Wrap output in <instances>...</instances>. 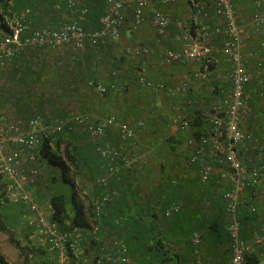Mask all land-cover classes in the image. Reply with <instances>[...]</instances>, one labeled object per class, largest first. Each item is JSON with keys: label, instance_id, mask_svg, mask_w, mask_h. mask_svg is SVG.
Returning <instances> with one entry per match:
<instances>
[{"label": "built area", "instance_id": "2783aa9c", "mask_svg": "<svg viewBox=\"0 0 264 264\" xmlns=\"http://www.w3.org/2000/svg\"><path fill=\"white\" fill-rule=\"evenodd\" d=\"M89 1L55 0V9L64 8L74 16L71 21L63 23L57 29L33 26L29 20V9L12 12L11 16L3 14L4 25L0 26V68L11 62L18 52L26 49L70 48L81 51L86 45L96 47L109 40H117L126 22L127 13L130 14L129 27L132 32L139 33L148 24L154 30L157 41L164 38L170 31L169 28L174 26L177 32L175 40L182 44L176 49L164 48V52L159 49L156 55L171 64L197 63L198 67L190 74L192 81L209 79L215 70L211 69L213 64L222 62L225 64L222 73L225 85L209 97L204 125L198 136L191 126V118L181 113L173 117L170 127L186 134L187 162L189 166L196 168L199 182L213 183L221 192L224 211L228 217L225 227L230 243L228 264H253L250 261L252 257L263 259L264 219L245 236L241 212L257 214V199L264 200V160L254 162L248 155L256 139L252 132L243 131L240 123L243 116L252 113L245 92L253 80L257 79L260 96L264 100V62L258 58L264 54V0H250L252 9L247 21L249 25L241 22L235 6L236 0H214L211 8L209 1L186 0L188 21L174 19L154 7L151 0H104L99 27L88 31L83 27L88 9L84 6L77 11L75 9L79 2ZM159 1L168 7L178 4L179 0ZM147 12L150 13L148 21ZM192 28L195 35L191 33ZM250 34L258 37V43L254 47L251 45ZM124 53L129 59H143L149 55L150 49L144 45L137 48L126 46ZM250 62L254 63V74ZM100 63L101 56L97 55L91 67L96 69ZM140 70L138 83L142 88L164 92L173 99L188 96L187 81L174 85L154 81L148 76L144 61ZM108 77L110 80L116 79L118 71L110 69ZM86 86L101 96L108 87L115 88L95 79L87 80ZM193 103L188 100L189 106L192 107ZM71 119L83 125L92 140L102 139L108 128L115 127L121 143L118 147L106 143L97 148L102 159L101 169L105 175L95 180L101 190L91 199L93 219L89 229H61L45 213L46 205L39 203L35 196L38 179L36 176L39 172L36 162L41 139L60 132L65 125L62 120L49 124L37 115L29 118L25 126H21L0 112V176L5 182V192L10 200L21 201L29 207L30 216L27 222L34 229V245L45 249L46 258L51 264H139L133 260L122 236L103 242L101 233L104 230L106 207L114 199L108 178L120 170L141 172L147 166L150 155L146 148L144 152L132 150L138 140L135 128L113 116L98 122H89V116L85 114H73ZM137 126L144 127V123L139 121ZM138 142L142 143L141 140ZM123 144L127 145L126 149ZM180 211V204L173 202L166 207L164 216L168 217ZM122 220V217L115 218L114 222L121 225ZM88 237L94 242L91 244L89 241L91 248L88 247ZM201 242V233L196 230L191 239L195 254L198 253ZM5 264L11 263L5 260Z\"/></svg>", "mask_w": 264, "mask_h": 264}, {"label": "crops", "instance_id": "0c3cea01", "mask_svg": "<svg viewBox=\"0 0 264 264\" xmlns=\"http://www.w3.org/2000/svg\"><path fill=\"white\" fill-rule=\"evenodd\" d=\"M151 1L153 6L156 8H157L156 4L163 6L159 0H151ZM208 1H209L208 5L211 8L214 4L213 3L214 0L213 1L208 0ZM248 1L250 4L248 3ZM248 1H246L245 3H242L241 1L240 2L236 1L235 3L236 9L240 16V20L245 24H248L247 23L248 17L252 9L251 8L252 3L250 0ZM88 3L89 2L87 3L79 2L78 3L79 5H77V8L75 10L77 11V9L81 8V6H84L88 9ZM177 3L178 4L182 3L183 5L186 6V0H179ZM44 7L45 9L43 8V10L38 12L39 14L45 17L44 18L45 21L43 22L44 25L38 26V24L35 23L37 20L33 21L35 23L34 25L37 27H46L51 29L55 27L59 28L63 23H67L71 21L74 17L73 15L67 13L64 8H62V10H57L53 6V9L50 8L49 10L47 5H45ZM103 9H104V0H103ZM103 9H102V14H103ZM44 12H46V14ZM149 12H147L146 15L147 21L150 18ZM36 17L37 19H40V16H36ZM129 17L130 14L127 13L126 22L122 28L121 35L117 40H109L108 42L100 46H96L98 48L102 47L101 50L95 49V47L89 45L88 47L86 46L81 51H76L78 52L77 55L79 56L78 61L80 62L82 67L84 65V70L86 64L85 62L88 61V70H86V72L82 74V77H84L85 82L86 79L89 80V78H92L95 79L96 81H102L106 85L115 87L114 89L110 87L111 88L110 93L112 97L108 100L109 101L111 100L112 102L118 104L116 105V109L120 108L119 109L120 111L114 110L117 111L116 113L118 114L120 113L126 119L128 118L131 120L132 119L135 120L137 118H140V116L146 117V113H147L146 106L149 109H151V106H153L156 115L155 114L152 115L153 120L150 123H148V125H146V128H148L150 131L155 129H160L159 132L161 134V137L152 136L151 139H148L147 137L145 136L141 137L140 135V139L142 142L140 146L144 148L146 144L145 148L150 149V159L152 161L150 162L152 164V169L149 170L151 166L149 167L148 165L144 170H142L139 173L123 174V176L126 177L125 181L122 183V185L119 184L120 186L118 187L120 188L119 191L120 193H122V195L121 196L117 195V193L119 194V192H115L114 190V199L112 203L113 202L115 203V201L117 202L118 200L122 199L125 196L124 200L127 201V206L129 207L131 212L135 207V205L143 206L145 209L146 208L154 209L156 207L157 208L161 207L162 204L160 206L159 203H163V202H165L166 204L170 202L169 205L176 201L181 203L182 214H180L177 218L171 219V221H168L167 219L166 221L163 220L164 223L166 222L165 224L162 222V220L159 219V217L155 219L157 225L158 223H162V229H164L166 233L175 236L173 252H174V256L177 257V263L178 264H228L230 260V243L228 242L229 237L225 230V227L228 222V217L224 211V201L221 197V192L218 190V188H216V186L213 183L201 184L199 182L198 174L195 172L196 168L194 166H189L187 164V156L185 149L186 134H184V132H182L179 129L178 130L171 129L170 125L166 127V124H163V121L161 122L162 116L167 119L168 114L166 108L169 107L170 109L175 111L176 109L182 111L181 113L186 117L192 116L191 108L188 107L186 104L187 98L190 97L195 101L199 100V102H203L204 100L206 101L209 99V97H211L214 94L213 90L215 89L216 85H214L212 78L203 81H192L190 79V74L192 70L198 67L197 63L187 62L183 65H175V64H165L164 62L159 61L155 55L156 49H158L159 47H164V48L172 47L176 49L180 47L182 43L175 40V36L172 34L171 31H169L164 38L157 41V38H155L154 30L150 28L149 25H145L144 28H142V30L139 33L132 32V30H130L129 27V23H130ZM96 26L97 25H94L93 27ZM98 27H99V20H98ZM95 29H91L89 27V31ZM141 45L147 46L150 49L149 55L145 56L143 59L133 60L127 57L125 58L124 54L121 52V50L124 49V47L126 46L137 48ZM251 45H252V41H251ZM252 47L254 46L252 45ZM41 49H43V51L40 52V49L36 48L35 51L37 52H34L36 56L39 53L40 58L38 60L41 61V64L37 69L38 74H33V75L30 74L29 76H27L26 85H22L21 73L20 72L16 73L18 70L15 67L18 66V63L20 67L21 64H23L24 62L27 65L26 61L24 62L19 61L17 60V58L18 56H21V54L26 55L31 50L26 49L25 51L18 52L14 57V58L17 57L15 60H13L14 59L13 58L11 62L7 63L4 67L0 68V85L2 89V93H0V112H4L7 116L9 115L10 117L9 119H12L21 126L26 125L29 117V114H27L26 111L27 102L25 101V98L27 94L26 89L32 90V86L36 85L35 84L36 81L34 82L33 77H35V79L37 78L38 80V77L42 79V78H48V76H53L52 79L53 81L56 82L60 78V75H58L59 71H57L58 69L56 68L64 60L62 59V61H60L61 59L60 53L57 52H61L63 50H65L63 52H67V53L69 51L70 52L74 51L70 48H65L62 50H49L48 48H41ZM97 55L101 56V63L96 69H93L91 66L95 56ZM73 56H75V54H73ZM143 61L146 63V66L148 65V67L150 68L148 69L150 71L149 77L151 78L162 80L168 85H174L182 81H187L189 85L188 96L186 97L178 96L175 102L170 97L169 98L170 101H168L167 99H165V96L163 94H160V96L153 98L152 94H147L148 92H145L142 89L136 87L135 84H133V82L136 79L137 70L140 68ZM67 62H68V66L70 67L66 69V72L69 73L72 71L71 73H73L74 67L72 66H75V64L77 63L76 60H74L73 57H70L69 60L68 57ZM116 62L119 68V75L116 79L110 80L108 77V73L109 70L114 66L113 64ZM10 65L13 66L10 67ZM82 77H80V79H82ZM218 77L219 75H217L215 79ZM43 81H45V79H43ZM253 82L254 81H252L249 84V86L246 88L245 94L247 95L249 104L252 106L255 114L253 116H249V118H246L248 116L247 115L244 118V120H241L240 127L243 131L252 132L256 139V141L252 144V147L250 148L248 154L255 162V161L264 160V101L261 100L260 89H259L260 86H258L257 84L255 87L253 85ZM72 83L73 82H71L70 84ZM78 84L79 82L77 83V85ZM132 84L133 87H131ZM74 85L75 83L72 84L71 87L68 88V90H65L63 92H61L59 89L54 88L52 94L53 93L55 95L59 94L60 96L62 94L61 97H58L59 102L63 101L65 103H68L72 108L73 107L75 108L77 104L80 105L81 100L85 101L83 109L85 112H88L87 109H89V94H90V91L87 90L88 87L85 84L86 88H81L79 90L73 91L74 88L72 87H74ZM252 91H254V94L252 93ZM251 93L254 96H251L250 95ZM146 95H148L147 98L145 97ZM13 97L14 99H12ZM15 98H18L19 100L17 101ZM21 98H23V102H21L22 101ZM57 107L58 105L53 108H57ZM80 108H82V106H80ZM48 109L49 108H47V110ZM90 111L91 113H93L94 108L91 107ZM52 112L53 111L46 112L47 116L48 117L52 116ZM169 133H171L170 136ZM177 133L181 134L179 138L178 136H176ZM172 135L173 137L176 136L175 138L177 139V143H175V145H172V147L174 148L173 151L169 150L168 147L164 145L162 142L163 139L169 138ZM117 136L114 133L113 135L107 133L105 135V137L110 138L109 140L113 143H117V139H118ZM154 138L156 139L154 140ZM152 139H153V143H150L152 145V147L150 148L146 142L148 141L152 142L151 141ZM180 142L182 143V145L178 146L177 144H180ZM118 144H120V142H118ZM123 146L124 149L127 148L126 144H123ZM161 160H163L164 163L168 162V164L174 163L177 165H187L189 167L191 176L188 177L186 174L182 173L184 171L182 169L183 166H177L171 169L170 168L167 169L164 166V169L162 171H156L157 165ZM183 160L185 161L184 164H182ZM169 178H171V180L172 179L176 180V183H174L175 185L172 184L168 185V181H170ZM94 191H95L94 188H92V185H90L89 182V195L90 196L93 195ZM152 194L156 197L158 196L159 198L151 203L153 199L150 200L148 197L151 198ZM147 199H149V201L143 203V201L145 202ZM147 203L150 205H145ZM257 203L259 206L258 213L252 214L253 216H251V220H249L246 223V225H244L245 230H243L242 228L243 234L245 236L249 233V231L252 228L258 225L264 219V200L258 198ZM128 214L130 215L131 213L128 212ZM125 215L124 218L126 217L127 219V216ZM115 218L113 220H115ZM136 218H137V214H136ZM142 222L143 224L147 225L149 229L150 226L154 224L153 221H150L148 219L142 220ZM158 227H160V225ZM193 227H195L196 230L200 231L201 233L202 242L201 245L198 246L197 254H195L194 251H192L191 249V244H192L191 239L194 232H191L192 233L191 237L188 236V234L190 233ZM183 229H186L187 231L186 235L179 234V232H182ZM143 235L146 234H143L140 231V228L139 229L134 228V234L132 232L131 234L126 233V235H122L120 231H117L113 226L110 225L109 227H104V230L101 233L102 236L101 240L103 242H109L115 236H122L124 239L132 237L134 240V246H132V248L130 247V252H133L134 249H136L135 256L141 258V255L142 257L145 256L143 251L146 249V247L142 246L141 243L144 242L143 239L145 238L147 239L148 237V236L144 237ZM89 247L91 248L90 244ZM258 260L260 262L261 258H259Z\"/></svg>", "mask_w": 264, "mask_h": 264}, {"label": "trees", "instance_id": "16d2710c", "mask_svg": "<svg viewBox=\"0 0 264 264\" xmlns=\"http://www.w3.org/2000/svg\"><path fill=\"white\" fill-rule=\"evenodd\" d=\"M55 3V0H0V26L4 25L3 22V14L11 16L12 12H20L21 10L29 9L30 15H29V20L34 26V22L36 21L37 18L36 16L38 15V12L45 9V5L51 9H53V5ZM102 9H103V0H90L88 3V13L86 15V21L83 25V27L89 31V27L91 29H95L98 27V20L100 16L102 15ZM175 19V18H174ZM36 23V22H35ZM94 23V24H93ZM94 25H97L96 27H93ZM58 27H55L53 29H56ZM170 31L172 34L175 36L177 34L176 28L174 26H171ZM192 35H195V31L192 28L191 30ZM88 47V45H86ZM125 48V47H124ZM36 48L33 49H28L31 50L29 53L26 55L21 54V56H18L17 60L19 61H26L27 65L25 62L21 64V67L18 66L15 67L17 68L16 73H21L22 76V85H26L27 83V76L30 74H38L37 69L39 68L41 61L38 59L39 53L36 56L34 52ZM40 49V52L43 51V49ZM95 49L101 50L102 47L98 48L95 47ZM162 50L164 52L165 49H175L172 47L165 48L164 47H159L156 49V52ZM34 50V51H33ZM65 51V50H63ZM57 52L60 53V61L63 60L62 63L59 64V66L56 68L58 69V75H60V78L55 82L53 81L52 77L53 76H48V78H42L38 77L35 79L34 82L36 85L32 86V90H27L26 98L25 101L26 103V111L27 114H29V118L32 116H37L39 115L40 117L43 118L45 122L53 123L55 120H62L65 122V125H63V129L60 132L54 133V134H49L46 137H43L41 139V144H40V150H39V155L37 156V162L36 166L39 168V173L41 174V169H44V174L48 175L49 179H47L46 176L43 178V185H44V190L38 189L39 186L42 185V180L41 178L38 177L35 187L37 191L35 192L36 199L38 200L39 203L46 205L45 206V213L47 216L54 222L58 223L60 225L61 229H67L70 227H80L85 229H89L91 225V221L93 219V211H92V202L91 199H93L96 195L99 194L100 192V187L97 185L98 183L95 182V180L102 175H105L101 169L102 165V159L100 158L99 151L97 150L98 147H102L104 144L108 143L109 145L113 147H118L120 144V138L118 134V131L116 130L117 128L115 127H110L107 129L106 133L113 135L116 134L118 137L117 143L111 142L107 137H103L102 139L100 138L99 140H92L89 137V134L85 131L83 125H79V123L75 122L72 120V115L73 114H85L89 116V122H98L103 118L113 116L115 117L116 120H119L124 123L130 124L132 127L135 128V132L137 134V141L133 145L132 150L134 151H145L146 144L144 148L140 146V142H138L141 137H147L148 139H151L152 136L154 137H161L160 129H155L150 131L148 128H146V125L150 123L152 119V115L155 114V109L153 106H151V109H149L146 106V117L140 116V118H137L135 120L131 119H126L124 118L120 113H116L117 111H120L118 108L116 109L117 103L112 102L111 100L109 101L111 96V88L108 87L107 91L104 95H99L96 94L92 88H87L90 93H94L96 101H94L97 105H95L94 112L91 113L90 107H89V113L85 112L83 108L77 109L72 108L68 103L65 102H59L58 97H61L59 94L55 95L54 93L52 94L53 89H59L61 92L68 90L69 87H71L72 84L75 83L74 90H79L81 88H86L84 77H82V74L88 70V61L85 63V70H84V65L83 67L81 66L80 62L78 61V55L76 51L72 52ZM87 52V50H86ZM121 52L124 54V57L126 58L127 56L124 53V49L121 50ZM155 52V55H156ZM71 54V56H70ZM75 54V56H73ZM68 57L70 60V57H73L74 60H76V64L74 67V72H66V69H68ZM14 58L13 60H15ZM122 58V57H121ZM156 58L162 61L160 56L156 55ZM38 60V61H37ZM165 64H171V63H166ZM114 65V66H113ZM111 69H116L118 71L119 75V68L117 65V62L114 63ZM175 65H180V64H175ZM183 65V64H182ZM13 65H10L12 67ZM214 64L211 69H213ZM147 65V73L149 76V69ZM140 68L137 70L136 73V79L133 82L136 87L139 89H142L145 92H148L147 94H152L153 98L160 96V94H163L165 96V99L170 101V97L165 94L164 92H154L150 91L148 89L142 88L141 85L138 83V78L140 77ZM90 71V70H89ZM82 77V79H80ZM45 79V81H43ZM92 78H89V80ZM51 80V81H50ZM154 81L158 82H163L162 80H158L156 78H153ZM53 81V82H52ZM73 82L72 84H70ZM79 84L77 85V83ZM166 84L165 82H163ZM133 84L131 87H133ZM31 87V86H30ZM28 88V87H27ZM31 89V88H30ZM92 91V92H91ZM0 93H2V89L0 90ZM110 93V94H109ZM109 94V95H108ZM56 96V97H55ZM146 98L148 95L145 96ZM145 98V99H146ZM14 99V97L12 98ZM17 101L19 100L18 98H15ZM63 99V97H62ZM61 99V100H62ZM176 101V99L171 98ZM21 102H23V98H21ZM188 100H191L193 103L192 107L189 106ZM59 104H58V103ZM98 102V103H97ZM187 106L191 108L192 111V116H190L191 119V126L194 128L196 131V136L199 135L200 129L203 128L204 125V118H205V111L207 107V103L204 102H199V100L195 101L192 98H187L186 102ZM58 105V108H55L56 112H52V116L48 117L46 112H49V110L55 106ZM167 105V104H165ZM47 108H49L47 110ZM115 108V109H114ZM173 108V107H172ZM54 109V108H53ZM167 109V119L162 116L161 122L163 121V124H166V127H168L171 124V121L173 117H175L176 114H180L182 111L180 110H172L169 108ZM47 110V111H46ZM75 110V111H74ZM117 110V111H114ZM52 111V110H51ZM50 111V112H51ZM84 111V112H83ZM157 111V110H156ZM4 115H6L4 112H1ZM182 114V113H181ZM156 115V114H155ZM7 116V115H6ZM8 118L9 115L7 116ZM142 117V118H141ZM157 117V116H155ZM189 117V116H187ZM124 118V119H123ZM13 121L12 119H10ZM145 120V121H144ZM67 121H70L67 124ZM142 121L144 123V127H138L137 122ZM15 122V121H13ZM69 127H71L69 129ZM180 133V132H179ZM177 133L176 136L178 138L180 137L181 134ZM84 135L88 139V146L89 148H83V146H80L78 142V138L80 136ZM106 135V134H105ZM171 134H169L170 136ZM175 136V137H176ZM173 137V135L169 138H165L162 140L163 144L168 147L169 150L173 151L174 148L172 145H175L177 143V139ZM156 138H154L155 140ZM152 142H146L147 145L151 148L152 145L150 143H153V139L151 140ZM178 146L182 145L177 144ZM177 147V146H174ZM147 151L150 155V149L146 148ZM151 159L149 157V161L147 166H151L149 170L152 169V164H151ZM185 163V161L183 160ZM165 164V165H164ZM168 162L164 163L163 160L159 161L157 165V170L156 171H162L164 169V166ZM188 164V162H187ZM156 165V164H155ZM28 166V165H27ZM146 166V167H147ZM41 167V169H40ZM43 167V168H42ZM145 167V168H146ZM144 168V169H145ZM71 169H74V171L71 174ZM143 169V170H144ZM93 170V171H91ZM57 174V176L55 174ZM88 172L89 176V182L90 185H92V188H94L93 195H89V192L85 195V198L89 200V205L88 209L84 206L83 200H81L79 194H78V187L83 186V180L82 178L77 180V176H83V174ZM125 173H138V172H130L126 170H120L117 174H115L113 177L108 178V183H109V188L113 192L114 195V190L117 193V195H122L120 193V188H118L122 183L125 181V176L123 174ZM74 174V177L72 176ZM162 174V173H161ZM86 175V174H85ZM40 179V180H39ZM170 181H168V185L172 184L173 181H176L175 179L169 178ZM39 180V182H38ZM51 183L55 184V187H52L50 185ZM79 184V185H78ZM120 184V185H119ZM44 192V193H42ZM92 194V193H91ZM46 198V199H44ZM125 196L118 200L115 203H111L106 207V216L103 218V225L104 227H109L110 225L113 226L117 231H120L122 235H126V233L131 234L133 232L134 234V228H140V231L143 234L144 237H147V239H143L144 242L141 243L142 246L146 247V249L143 251L144 252V257L138 258L136 255V249H134L133 252L131 253V256L136 259L134 261L138 262L139 264H178L177 263V257L174 256V240L175 236L170 235L169 233H166L164 229H162V223H156V218L159 217L160 220L164 223L166 219L168 221H171V219L177 218L182 212L178 213H173L172 215L165 217L164 216V211L166 207L169 205L159 203V205L162 206L159 208H144L143 206H137L133 208L132 212L127 206V201L124 200ZM151 201V203L155 200H157L159 197L154 196L153 194L151 195V198L148 197ZM147 199L145 202L149 201ZM177 202V201H176ZM175 203V202H174ZM179 203V202H178ZM181 208L182 204L179 203ZM145 205H150V204H145ZM129 209V210H128ZM29 207L24 204L21 201L14 202L13 200H10L9 197L7 196L5 192V182L0 176V230L6 232L9 236L10 241L18 249L19 252V260L20 264H51L47 260V255L46 251L44 248H37L32 242L29 240V235H33L34 229L29 226L27 220L28 217L30 216L29 212ZM113 212V213H112ZM127 212V213H126ZM128 212L131 214L129 215ZM120 213V215H119ZM123 213V214H122ZM243 213V214H242ZM241 213V223H242V228L245 230L244 225L251 220V216H253L251 213L242 212ZM126 214V215H125ZM137 214V218H136ZM124 215L127 216L124 218ZM120 218L123 217V221L121 225H116L114 224V218ZM150 220L153 221V225L150 226V229L147 225L143 224L142 220ZM164 220V221H163ZM166 223V222H165ZM164 223V224H165ZM20 224H23L24 226L21 228V234L24 235L22 238H17L15 235L19 234L16 232L14 229L17 226H20ZM160 225V227H158ZM9 228H11L9 230ZM18 229V227H17ZM19 231V230H18ZM184 231V232H183ZM196 228L193 227L188 234L189 237H191V232H195ZM186 229H183L182 232H179V234H185L186 235ZM149 234V235H148ZM31 235V236H32ZM25 239L26 241H24ZM127 246L132 248L134 246V240L132 237L124 239ZM147 240V241H146ZM89 241L91 244L94 242L88 237V244ZM146 241V242H145ZM229 242V240H228ZM89 247V246H88ZM191 249L192 251L195 249L193 247V244H191ZM148 258V259H147ZM250 261L253 264H259V260L257 258L252 257ZM0 264H5V258L0 255Z\"/></svg>", "mask_w": 264, "mask_h": 264}, {"label": "rangeland", "instance_id": "374dc122", "mask_svg": "<svg viewBox=\"0 0 264 264\" xmlns=\"http://www.w3.org/2000/svg\"><path fill=\"white\" fill-rule=\"evenodd\" d=\"M206 2H208V0H205ZM211 1H213V0H211ZM236 1H241L242 3H245L246 1H248V0H236ZM183 2V1H182ZM248 3H249V1H248ZM250 4V3H249ZM157 5V8H159V9H161L162 11H164L165 13H168L169 15H171L173 18H175V19H178V20H185V21H188L189 20V12H188V8L185 6V5H183L182 3L181 4H176V5H173V6H168V7H164V6H161V5H158V4H156ZM245 6V5H244ZM45 14H46V12H44ZM66 15V14H65ZM37 16H40V19H37V21H36V23L38 24V26L39 25H44V21H45V17L43 16V15H41V14H39L38 13V15ZM67 16V15H66ZM66 16H65V18H66ZM37 18V17H36ZM35 24V23H34ZM36 24V25H37ZM148 25V24H147ZM35 26V25H34ZM35 27H37V26H35ZM250 37H251V41H252V45L253 46H256V44L258 43V37L257 36H255L254 34H250ZM217 42H215V44H216ZM117 47V46H116ZM258 58H260V59H262L263 60V62H264V54H261V56H258ZM250 65H251V69L253 70V74L255 73V68H254V63L253 62H250ZM213 68H215V70H213L212 71V75H211V77L210 78H212L213 79V82H214V85H216V87H215V89L213 90V92H214V94L215 93H217V92H219L220 90H221V86H223V85H225V83H224V78H223V76H222V73H223V71H224V69H225V64H223L222 62H219L218 64H214V67ZM217 75H219V77L218 78H216L215 79V77L217 76ZM211 79V80H212ZM255 79V78H254ZM257 80V79H256ZM256 80H253L254 82H253V85L256 87V85L258 84V82L256 81ZM258 86H259V84H258ZM251 88H254V87H251ZM259 89H260V87H259ZM82 91H84V90H82ZM92 92V91H91ZM252 93L254 94V91H252ZM250 94L251 96H254L253 94ZM95 94L92 92V93H90L89 94V107L91 108H94L95 109V105H97L94 101L96 100L95 99ZM261 100L262 101H264L262 98H261ZM204 103H207L208 104V100H204L203 101ZM84 104H85V101H82L81 100V102H80V105L79 104H77L76 105V110H77V108L79 109L80 108V106H82V108H84ZM91 104H94V105H91ZM252 107V106H251ZM58 108V107H57ZM54 111V112H56V110H55V108L53 109V108H51L49 111ZM75 111V110H74ZM87 111L89 112V109H87ZM84 112V111H83ZM255 114V112H254V110H253V108H252V113H251V115H248L247 117L246 116H243L242 118V120H244V118L246 117V118H249V116H253ZM159 132V131H158ZM169 134H171V133H169ZM78 142H79V144H80V146H83V148L85 149V148H89V146H88V139L84 136V135H82V136H80L79 138H78ZM249 154V153H248ZM182 164H184V162H182ZM177 166H183V174H186L188 177H190L191 175V173H190V171H189V167L187 166V165H177V164H174V163H169V164H167L166 165V168L167 169H171V168H175V167H177ZM43 168V167H42ZM40 169H41V167H40ZM41 171V174L38 172V174H37V176L36 177H39V178H41V180H42V185L41 186H39V189H40V191L41 190H44V185H43V178H44V176H48L47 174L45 175L44 173V169H41L40 170ZM74 171V169H71V174H72V172ZM53 174H55L54 172H53ZM86 174V175H85ZM85 174H83V176H77V180L78 179H80V178H82V180H83V186H79L78 187V194H79V196H80V198H81V200H83V203H84V206L88 209V205H89V200H87L86 198H85V195L89 192V176L87 175L88 174V172L87 173H85ZM56 176H57V174H55ZM73 177H74V174L72 175ZM47 179H49V177H47ZM50 185H52V187H55V184L54 183H51ZM79 185V184H78ZM24 225L23 224H20V226H17L18 227V229H17V227H15L14 229L16 230V232H18L19 234H17V235H15L17 238H22V237H24V235H22L21 234V228L23 227ZM11 228H9V230H10ZM19 230V231H18ZM32 235V234H31ZM31 235H29V240H30V242H32V244H34V237L33 236H31ZM24 241H26L25 239H23ZM0 255L2 256V257H4L5 258V260H8L11 264H20V260H19V252H18V249L16 248V247H14V245L12 244V242L10 241V239H9V236H8V234L6 233V232H4V231H2V230H0ZM259 264H264V259H261V261L259 262Z\"/></svg>", "mask_w": 264, "mask_h": 264}, {"label": "clouds", "instance_id": "9594fccd", "mask_svg": "<svg viewBox=\"0 0 264 264\" xmlns=\"http://www.w3.org/2000/svg\"><path fill=\"white\" fill-rule=\"evenodd\" d=\"M90 246H92V245H90Z\"/></svg>", "mask_w": 264, "mask_h": 264}]
</instances>
